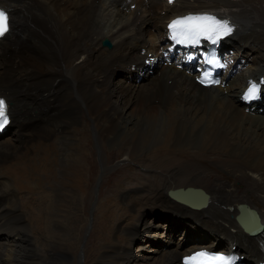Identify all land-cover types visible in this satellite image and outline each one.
<instances>
[{
	"label": "bare ground",
	"instance_id": "6f19581e",
	"mask_svg": "<svg viewBox=\"0 0 264 264\" xmlns=\"http://www.w3.org/2000/svg\"><path fill=\"white\" fill-rule=\"evenodd\" d=\"M179 1L137 0L132 10L124 0H0L12 16V30L0 38V94L13 119L0 141V264H81L83 255L84 264H181L186 252L216 241L237 244L249 264L259 261L237 215L246 203L264 220V114L246 113L239 94L247 77L264 74V0ZM207 10L232 17L238 29L226 42L260 67L229 79L226 92L173 67L138 81L132 65L143 66L141 47L159 55L161 24ZM105 37L112 51L101 47ZM89 133L102 147L119 143L116 153L146 180L129 167L111 173L90 239L97 225L102 234L88 257L81 249L88 216L77 215L87 178L78 176L74 193L78 166L69 153ZM188 187L209 194L200 207L177 200L184 192L169 194ZM159 227L165 238L151 240Z\"/></svg>",
	"mask_w": 264,
	"mask_h": 264
},
{
	"label": "rangeland",
	"instance_id": "374dc122",
	"mask_svg": "<svg viewBox=\"0 0 264 264\" xmlns=\"http://www.w3.org/2000/svg\"><path fill=\"white\" fill-rule=\"evenodd\" d=\"M58 107H59V105H58ZM30 108H32V106ZM76 108H78L79 111H80L79 117H85L86 116V110H85L84 106H82L81 104H77L76 103ZM33 109L34 108H32L30 110H33ZM35 111L38 112L39 109L35 108ZM55 123H56V121H55ZM92 134L89 133L88 135H83V136L79 137V139H78V146L76 148L72 149L70 151V153H69L70 155L73 156L75 165L78 166L76 168L77 169V172L79 173V174L76 173V175H75L76 183L77 184L75 186V192L74 193H76V190H78V188H77V185H78V181L77 180H79V177L78 176L81 175V173H83V175H85V177L87 178L83 182L84 184L87 185V189H88V193L85 195L86 197H83L82 198V200H85L84 201V205L85 206L84 205H80V208L78 209L77 215L80 216V218L82 220L85 217L88 216V226H87V230H86L87 231V235L85 236V240L83 242V245H86L85 247L88 249V252H87L88 257L90 256L91 252H94V251H90V250H96L98 248V235L99 234L100 235L102 234L101 230L99 229L100 228L99 225H101V224L98 221L100 217H99L98 214L96 216L95 205H96V202L98 200H100L102 197H104L105 195H108L110 193V192H108L109 190H108V187H106L105 182L109 178V176L111 175V173L117 174L118 170H120L121 168L129 167L133 171V173H135V175H139L140 176L141 182H145V180H146V178H145L146 177L145 176V172L143 170H141L140 167H138L136 164L132 163L131 161L126 160V156L125 155L124 156H120L119 153H116V152H118V150H120V148H118V144L119 143L117 144V142H113L111 140H106L104 142V144H103V147H102V144H100L98 142V140H97L100 149L103 148V150H101V151L107 153V160H106L107 164H110V165H108V167H109L108 169L107 168H102L99 157L96 156L97 161L95 159V150H94L92 144L95 143L96 137H95L94 134L93 135ZM101 158H103V156ZM122 162H123V165H122ZM81 164H83L85 168H81ZM133 166L135 167L134 170L135 171L138 170L139 172H135L132 169ZM78 168H79V171H78ZM114 169H116V170H114ZM83 170H84V172H83ZM110 171H112V172H110ZM97 174H98V176H97ZM113 176L116 177V175H113ZM96 178H97V180H96ZM99 178H100V180L98 182V179ZM103 179H104V181H103L104 184H102L101 189H100V185H101ZM134 180H136V179H134ZM137 180H139V179H137ZM130 182H131L132 186H139L140 185L139 184V181L138 182L130 181ZM92 188H93V190H92V193H91V189ZM99 190H100V192H99ZM99 194H100V197H99ZM88 205H90L89 208H87V209L84 208V207H87ZM84 210H86L87 212L84 211ZM150 218H151V214L147 216V221L150 220ZM63 219H64V217L62 218V220ZM76 219H73V220H76ZM97 221L99 222V225H97L98 226L97 231H99V234L96 232V234L93 236V238L90 239L91 232L88 231L89 224H90V222H92L93 225L94 224L96 225ZM28 227H30L29 224H28ZM182 230L183 229H180V231L175 234V238H174L175 241H179L182 238V236H183V233L181 232ZM51 232H52V229L48 228L47 231L44 234L48 238H52ZM164 232H165V229H160V227H159L158 233H156L154 236H151L150 239L152 240V238H162V237L165 238L166 234H164ZM138 243L139 242H137V243L134 244V247H133V252L134 253H137L138 252L137 251L138 250L137 249V247H138L137 244ZM166 246L167 245L165 244L164 247H166ZM81 258H83V263H81V264H84V255L81 256ZM92 259H93V255L91 256V259L90 260H92ZM46 264H48V263H46Z\"/></svg>",
	"mask_w": 264,
	"mask_h": 264
},
{
	"label": "snow or ice",
	"instance_id": "6c2138e0",
	"mask_svg": "<svg viewBox=\"0 0 264 264\" xmlns=\"http://www.w3.org/2000/svg\"><path fill=\"white\" fill-rule=\"evenodd\" d=\"M171 2V0H170ZM171 39L181 45H199L201 38L210 40L216 44L221 38L228 36L233 32V28L225 19L217 18L212 15H189L183 18L173 20L169 25ZM10 31L9 16L6 11L0 9V38L4 37ZM211 64H217L216 59L208 61ZM208 73L205 74L201 83L209 79ZM219 83V81H213ZM259 92V86L251 84L247 89L244 98H255ZM8 106L4 99L0 98V129H3L9 122ZM233 259L225 255H215L207 251L200 250L194 254L185 257L184 264H233Z\"/></svg>",
	"mask_w": 264,
	"mask_h": 264
}]
</instances>
